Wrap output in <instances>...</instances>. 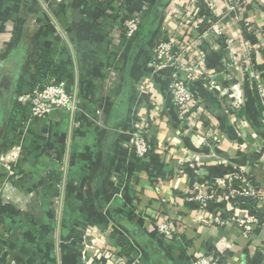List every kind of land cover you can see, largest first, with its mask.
<instances>
[{"label":"crops","instance_id":"0c3cea01","mask_svg":"<svg viewBox=\"0 0 264 264\" xmlns=\"http://www.w3.org/2000/svg\"><path fill=\"white\" fill-rule=\"evenodd\" d=\"M145 1L154 29L138 43L122 23ZM163 39L190 70L160 64ZM176 78L194 100L183 117ZM57 80L76 109L29 125L8 188L22 206L0 202V264H264V0H0V137L13 97ZM136 124L144 157L128 147ZM239 174L263 193L256 216L231 199Z\"/></svg>","mask_w":264,"mask_h":264},{"label":"built area","instance_id":"2783aa9c","mask_svg":"<svg viewBox=\"0 0 264 264\" xmlns=\"http://www.w3.org/2000/svg\"><path fill=\"white\" fill-rule=\"evenodd\" d=\"M225 1L231 11L240 8L246 3V0ZM149 5V1H145L142 3L140 12L124 17L122 24L127 39L131 40L137 37L142 25L143 16L147 13ZM175 48H180L178 41L163 39L158 43L157 59L160 60V64L177 63L186 71L190 70L181 59L180 52L176 53L174 51ZM179 50L181 51V49ZM171 93L180 115L182 117L185 116L189 112V109L194 106L193 95L186 80L177 78L173 80L171 83ZM20 100L28 102L30 106V111L27 114L30 118L29 120H32V118H44L52 114L56 109H66L69 111H75L76 109V93L63 80L49 82L45 85L35 84L24 96L20 97ZM128 145L129 149L140 157H144L150 152V141L146 136L143 125H135L131 132ZM238 178L241 182L240 187L237 190L231 191L230 196L243 199L254 198L257 200L263 196V193L253 186L252 181L245 174H239ZM218 195V192H213L205 198H201H203L204 203H208L217 199ZM217 222L225 224V222H221L219 219H217ZM175 231L174 225L168 221H159L156 224V232L167 239H172ZM194 264H220V261L206 254H202L195 256Z\"/></svg>","mask_w":264,"mask_h":264},{"label":"rangeland","instance_id":"374dc122","mask_svg":"<svg viewBox=\"0 0 264 264\" xmlns=\"http://www.w3.org/2000/svg\"><path fill=\"white\" fill-rule=\"evenodd\" d=\"M26 93V92H25ZM25 93H21L10 102L9 105V116L6 124V128L3 130L4 133L0 137V202L1 204H6L8 202L18 201L17 206H22L20 201L11 199L13 197L12 193H9V182H11L14 177H19L21 171H16L15 165L19 163L20 160H26V154L29 152L26 146L28 128L33 120H29L27 115L30 111V106L28 102L20 100L21 96ZM51 115V114H50ZM49 116V115H48ZM45 118V117H44ZM16 124L17 134L15 136H10L8 131L9 124ZM27 147V148H26ZM20 167V166H19Z\"/></svg>","mask_w":264,"mask_h":264},{"label":"trees","instance_id":"16d2710c","mask_svg":"<svg viewBox=\"0 0 264 264\" xmlns=\"http://www.w3.org/2000/svg\"><path fill=\"white\" fill-rule=\"evenodd\" d=\"M160 5L161 4H159L158 6H160ZM152 16L153 15H144L143 16L142 25H141L140 31H139V33L137 35V38L139 37L138 38V43L145 42L150 37V35H151V33H152L153 29H154V24L152 22ZM40 66L38 68V73H40L39 69L42 68ZM43 67H46V66H43ZM46 68L53 75H54V73H56L55 72V66L52 63L49 62V64L47 65ZM239 182L240 181L238 179L234 180V185L237 186L236 188H238ZM231 199H232V201L235 204H238L241 207H247L252 215H254V216L257 215V211L255 210V205H256V200L257 199H254V198L243 199V198L236 197V196L235 197L231 196Z\"/></svg>","mask_w":264,"mask_h":264},{"label":"flooded vegetation","instance_id":"af4514ba","mask_svg":"<svg viewBox=\"0 0 264 264\" xmlns=\"http://www.w3.org/2000/svg\"><path fill=\"white\" fill-rule=\"evenodd\" d=\"M0 114H1V107H0Z\"/></svg>","mask_w":264,"mask_h":264}]
</instances>
